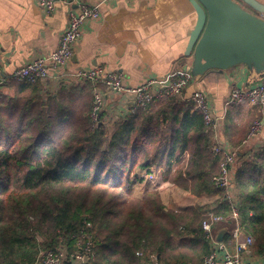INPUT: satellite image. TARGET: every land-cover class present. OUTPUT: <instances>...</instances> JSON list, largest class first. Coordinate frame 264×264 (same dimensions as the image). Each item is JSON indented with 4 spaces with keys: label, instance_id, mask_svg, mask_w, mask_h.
Segmentation results:
<instances>
[{
    "label": "trees",
    "instance_id": "16d2710c",
    "mask_svg": "<svg viewBox=\"0 0 264 264\" xmlns=\"http://www.w3.org/2000/svg\"><path fill=\"white\" fill-rule=\"evenodd\" d=\"M7 85L13 92L0 94V264H36L60 244L73 251L81 236L92 241L91 264H141L151 254L160 264L203 262L210 243L201 222L207 212L228 217L227 203L174 212L155 191L133 197L128 184L165 145L164 182L198 198L223 196L213 181L221 162L214 132L192 103L137 110L104 147V128L92 125L86 101L44 99L39 82ZM234 169L237 218L223 223H237L254 239L251 256L264 257V144Z\"/></svg>",
    "mask_w": 264,
    "mask_h": 264
},
{
    "label": "crops",
    "instance_id": "0c3cea01",
    "mask_svg": "<svg viewBox=\"0 0 264 264\" xmlns=\"http://www.w3.org/2000/svg\"><path fill=\"white\" fill-rule=\"evenodd\" d=\"M40 1L0 0L1 95L13 92L7 82L16 69L33 57H47L57 49L66 28L67 6L56 4L54 11L47 14L40 7ZM83 1L92 5L99 0ZM256 1L264 5V0ZM195 22L196 15L187 0H115L107 3L100 10V17L85 25L67 67L57 72L56 77L51 76L47 81L39 82L43 89L42 97L82 99L91 107L93 87L90 89L88 82L72 78V75L78 70L94 66H101L108 72L122 73L124 83L131 87L147 79L168 81L175 73L183 71L187 63L184 54L189 32ZM255 83L256 78L249 77L244 67L237 66L221 74L212 72L198 78L191 76L183 92L185 99L196 91L206 94L212 117L217 124L211 128L214 132L213 144L239 148L242 161L251 157L263 145L259 139L250 140L244 146L242 142L249 133L250 128H247L257 119L263 121L260 135L264 137V108H228L225 101L232 87L246 89ZM101 90L105 99L103 118L110 119L108 124L111 123L110 127H104V131L111 138L116 124L131 114L129 108L132 99L112 95L103 88ZM158 106L154 105L151 111H155ZM241 123L251 125L241 127ZM165 151L163 145L149 158L157 159L161 167ZM241 162L238 160L234 168ZM162 185L166 189L158 192L160 201L174 212H184L191 206L214 207L223 200V196L219 195L194 197L163 180ZM233 191L237 196L235 187ZM143 195V191L135 194L137 198ZM233 226L221 223L214 227L216 237L219 232H223L220 243L230 253L235 252L236 246V241L229 234ZM243 261L244 264H264V257L244 255ZM141 264H160V261L155 254H151L143 258ZM218 264L222 263L219 261Z\"/></svg>",
    "mask_w": 264,
    "mask_h": 264
},
{
    "label": "built area",
    "instance_id": "2783aa9c",
    "mask_svg": "<svg viewBox=\"0 0 264 264\" xmlns=\"http://www.w3.org/2000/svg\"><path fill=\"white\" fill-rule=\"evenodd\" d=\"M115 0H99L95 4L88 5L83 0H41L40 7L50 14L54 11L56 4L67 6L66 28L63 31L58 47L47 57H33L27 63L16 69L9 77L10 81L16 82H45L51 76L56 77L57 72L65 69L73 57V49L80 41L85 25L90 21H95L100 17L101 8ZM2 61L0 57V69ZM72 78L90 83L93 87L92 105L89 115L93 126L110 127V119L103 118L105 99L101 88L112 95H121L124 98H131L132 106L129 112L146 109L159 102L174 100L176 102L192 103L193 110L201 114L204 123L209 128L216 127V119L212 117V109L208 103L205 93L196 91L190 98H183V92L191 80V75L186 71L175 73L168 81H158L147 79L143 83L131 87L124 83V76L118 72H108L101 66H94L76 71ZM3 83L0 80V85ZM225 106L233 107H259L264 108V79L251 87L241 89L232 87L227 95ZM263 121L255 120L249 130L242 146L250 140L259 139L264 144V137L261 131ZM215 155H221L219 173L213 179L214 185L223 191V201L230 209V215L223 217L211 212L205 214L201 222V229L205 238L210 243V252L203 259V264H244L243 256H251V246L254 239L249 235H243L237 223L229 231L230 236L236 241L235 252L230 253L224 245L217 241L214 227L226 222L235 221L238 212V200L234 193V166L239 160V148H227L219 144L213 147ZM243 159V157L241 158ZM144 183H151V191H158L162 185L160 177V162L156 159L148 158L145 166ZM243 235V236H242ZM242 238L240 239V237ZM142 257V253H136ZM94 260L93 244L89 237L81 236L75 244V249L69 251L67 247L60 244L54 251H43L40 253L36 264H91Z\"/></svg>",
    "mask_w": 264,
    "mask_h": 264
},
{
    "label": "water",
    "instance_id": "95a60500",
    "mask_svg": "<svg viewBox=\"0 0 264 264\" xmlns=\"http://www.w3.org/2000/svg\"><path fill=\"white\" fill-rule=\"evenodd\" d=\"M187 1L196 22L189 32L183 71L198 78L241 66L256 78L255 85L260 83L264 78V5L256 0ZM222 235L218 233V242Z\"/></svg>",
    "mask_w": 264,
    "mask_h": 264
},
{
    "label": "rangeland",
    "instance_id": "374dc122",
    "mask_svg": "<svg viewBox=\"0 0 264 264\" xmlns=\"http://www.w3.org/2000/svg\"><path fill=\"white\" fill-rule=\"evenodd\" d=\"M86 104H87V102H86ZM91 105H92V103H91ZM91 112V111H90ZM131 113V112H130ZM101 126V125H100ZM105 136H106V138H105V140H106V142H105V144H104V147H106L107 146V144H108V142H109V139H110V135H108V134H105ZM150 157V156H149ZM148 157V158H149ZM146 163V162H145ZM144 163V164H145ZM143 176H145V169H144V167L143 168H136L134 171H133V173L132 174H130L129 175V177H128V184L130 185V189H131V195L133 196V197H135V198H137L136 196H135V194H136V192L137 193H139V192H142L143 191V194H145V193H147V192H153V191H151L150 189H151V183H148V184H146L145 183V185H144V179L145 178H143ZM139 179H141V182H138V180ZM123 183V185L125 184V176H123V178H121V184ZM143 183V184H142ZM138 189H141L140 191L138 190ZM143 189V190H142ZM147 191H146V190ZM164 189H166V186H164V185H161L160 186V189L158 190V191H155V192H161V191H163L164 192ZM158 195H159V193H158ZM138 197H141V196H138Z\"/></svg>",
    "mask_w": 264,
    "mask_h": 264
}]
</instances>
